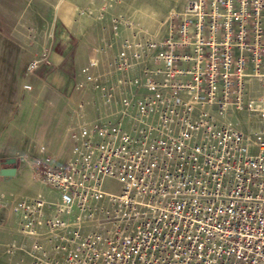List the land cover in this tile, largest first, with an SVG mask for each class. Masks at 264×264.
Here are the masks:
<instances>
[{
	"label": "built area",
	"instance_id": "2783aa9c",
	"mask_svg": "<svg viewBox=\"0 0 264 264\" xmlns=\"http://www.w3.org/2000/svg\"><path fill=\"white\" fill-rule=\"evenodd\" d=\"M101 50L78 86L108 112L70 127L65 161H31L47 195L0 192L14 264H264V0H187L161 41L123 43L107 86Z\"/></svg>",
	"mask_w": 264,
	"mask_h": 264
},
{
	"label": "crops",
	"instance_id": "0c3cea01",
	"mask_svg": "<svg viewBox=\"0 0 264 264\" xmlns=\"http://www.w3.org/2000/svg\"><path fill=\"white\" fill-rule=\"evenodd\" d=\"M23 1L16 38H0V172L9 167L7 160H16V175H0V189L14 183L24 191L19 199L32 197L41 188L31 161L45 156L65 161L72 149L70 127L108 112L100 95L78 86L82 68L94 56L93 48L102 49L97 55L99 72L109 59L112 64L124 42L135 48L147 40L161 41L169 32L172 14L182 12L187 4L185 0L158 22V0ZM44 52L47 60L30 68ZM145 62L153 66L151 60ZM132 63L128 75L143 78L144 62ZM116 78L113 74L112 80ZM17 223L10 209L0 210V241L4 239L0 264L15 263L7 245L22 240Z\"/></svg>",
	"mask_w": 264,
	"mask_h": 264
},
{
	"label": "rangeland",
	"instance_id": "374dc122",
	"mask_svg": "<svg viewBox=\"0 0 264 264\" xmlns=\"http://www.w3.org/2000/svg\"><path fill=\"white\" fill-rule=\"evenodd\" d=\"M185 0H158V22L164 20L167 14H169L171 9L181 8L184 4ZM24 10V1L23 0H0V38L2 39H15L14 31L19 24V20L21 17V13ZM159 25V24H158ZM160 29V27H158ZM158 37L160 34L158 33ZM115 49H112V52L115 53ZM112 53V54H113ZM116 55V53H115ZM114 55V56H115ZM109 61L106 62L105 69H101L99 71L104 76L105 85H110L114 80H112V75L114 74L111 63ZM101 67V66H100ZM99 70V69H98ZM89 91V90H87ZM90 93L95 94L94 92L89 91ZM97 94V93H96ZM100 95V94H98ZM222 122H231L234 127L237 129L253 135L261 126L259 119L254 116L248 114L247 111H234L231 112L226 119L221 120ZM63 161H59L61 163ZM6 188L1 187V191L6 195L10 193L16 195L19 198L20 194H24V191L21 187H17L14 183L7 184ZM41 188L35 191L34 197L36 194L42 193L47 195L49 193V189L42 184ZM31 198V197H29ZM21 199V198H20ZM25 199V198H22ZM0 242H4V239ZM11 242V241H10ZM7 258H9L6 255ZM13 264V263H12Z\"/></svg>",
	"mask_w": 264,
	"mask_h": 264
},
{
	"label": "water",
	"instance_id": "95a60500",
	"mask_svg": "<svg viewBox=\"0 0 264 264\" xmlns=\"http://www.w3.org/2000/svg\"><path fill=\"white\" fill-rule=\"evenodd\" d=\"M16 160L15 159H9L6 161V165H8V168H4L1 170L0 175L2 177L11 178L16 175V167H15Z\"/></svg>",
	"mask_w": 264,
	"mask_h": 264
},
{
	"label": "bare ground",
	"instance_id": "6f19581e",
	"mask_svg": "<svg viewBox=\"0 0 264 264\" xmlns=\"http://www.w3.org/2000/svg\"><path fill=\"white\" fill-rule=\"evenodd\" d=\"M227 118V117H226Z\"/></svg>",
	"mask_w": 264,
	"mask_h": 264
}]
</instances>
